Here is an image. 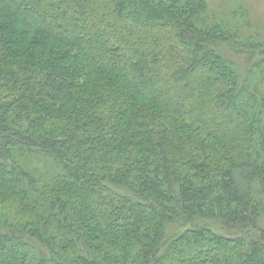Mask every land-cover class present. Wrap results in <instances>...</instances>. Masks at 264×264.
<instances>
[{"label":"trees","instance_id":"trees-1","mask_svg":"<svg viewBox=\"0 0 264 264\" xmlns=\"http://www.w3.org/2000/svg\"><path fill=\"white\" fill-rule=\"evenodd\" d=\"M215 13L0 0V264H264V45Z\"/></svg>","mask_w":264,"mask_h":264},{"label":"rangeland","instance_id":"rangeland-1","mask_svg":"<svg viewBox=\"0 0 264 264\" xmlns=\"http://www.w3.org/2000/svg\"><path fill=\"white\" fill-rule=\"evenodd\" d=\"M49 2L51 0H44V4ZM206 2L209 8L217 13L214 14L217 19L224 22V32L229 35L230 41L236 45V47L230 48L232 49L231 53H238L232 58L241 60L244 64L248 53L251 52V47L256 48L264 45V0H206ZM61 16L65 20L68 18L66 13H62ZM248 66L249 63L244 71L248 69ZM200 72V70L193 72V78H196ZM211 122L224 128L228 120L224 122L212 120Z\"/></svg>","mask_w":264,"mask_h":264}]
</instances>
